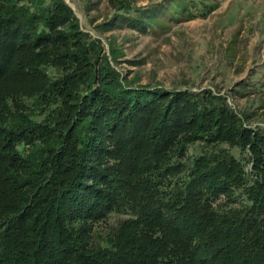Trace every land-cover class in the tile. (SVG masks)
<instances>
[{
  "label": "trees",
  "instance_id": "obj_1",
  "mask_svg": "<svg viewBox=\"0 0 264 264\" xmlns=\"http://www.w3.org/2000/svg\"><path fill=\"white\" fill-rule=\"evenodd\" d=\"M110 2L100 26L138 32L216 6ZM245 117L131 85L65 0H0V264H264V127Z\"/></svg>",
  "mask_w": 264,
  "mask_h": 264
},
{
  "label": "rangeland",
  "instance_id": "obj_2",
  "mask_svg": "<svg viewBox=\"0 0 264 264\" xmlns=\"http://www.w3.org/2000/svg\"><path fill=\"white\" fill-rule=\"evenodd\" d=\"M65 1L81 29L100 42L111 67L131 85L209 89L226 96L233 109L247 115L244 119L252 127H264V0H207L216 6L206 15L189 20L183 15L145 32L126 24L102 28L115 11L110 0ZM129 1L143 7L166 0ZM202 145H189L182 161L189 163ZM229 150L249 168L246 152ZM124 216L111 214L98 227L103 231Z\"/></svg>",
  "mask_w": 264,
  "mask_h": 264
}]
</instances>
